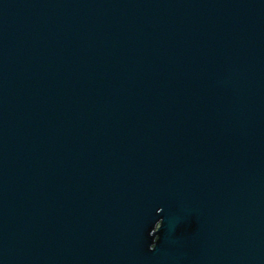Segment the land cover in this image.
<instances>
[{
    "label": "water",
    "instance_id": "95a60500",
    "mask_svg": "<svg viewBox=\"0 0 264 264\" xmlns=\"http://www.w3.org/2000/svg\"><path fill=\"white\" fill-rule=\"evenodd\" d=\"M0 264H264V0H0Z\"/></svg>",
    "mask_w": 264,
    "mask_h": 264
}]
</instances>
